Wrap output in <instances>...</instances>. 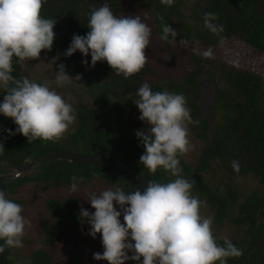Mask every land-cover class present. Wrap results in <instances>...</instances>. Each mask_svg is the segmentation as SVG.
Here are the masks:
<instances>
[{
    "label": "trees",
    "instance_id": "1",
    "mask_svg": "<svg viewBox=\"0 0 264 264\" xmlns=\"http://www.w3.org/2000/svg\"><path fill=\"white\" fill-rule=\"evenodd\" d=\"M106 0H46L41 9L45 18L57 20L54 32L56 37L53 46L58 54L75 65L82 66L92 77V87L97 101V108L80 103L76 110L77 129L75 132L58 141L37 139L29 143L23 134L7 136L0 133L5 150L0 155V175L10 174L31 160L36 161L45 155L71 151L90 157L110 158L152 177L156 182H168L176 177L163 168L155 173L145 168L140 156L145 149L140 141L122 129L119 123H110L114 117L123 116L127 108L138 109L133 103L137 99V89L148 82L154 91L175 90L187 98L193 119L198 125H190L196 137L204 143L199 164L194 172L189 166L183 167L181 175L193 182V195L204 201L214 213V223L223 225L227 219L242 231V236L231 240L243 255L229 258L228 264H264V191H256L240 200L237 180L253 176L264 185V77L256 65L264 61V0H175L171 6L160 0H146L141 9L153 17V25L161 39L163 26L171 25L175 30L181 29L182 39H188L193 52L192 72L186 74L180 82L162 78L149 57L145 67L137 74L124 78L117 75L106 61L97 62L91 67V56L77 51L71 57L63 53L69 47L74 35H86L89 13L93 8L102 6ZM117 16H124L125 0H107ZM184 9L190 12L186 14ZM215 13L223 31L218 35L210 32L204 25V14ZM177 39V38H176ZM162 40V39H161ZM173 59L175 44L169 34L167 41L162 40ZM237 46L240 50L235 49ZM225 48V49H224ZM223 49L226 54H223ZM243 49L253 60L247 67H241L239 53ZM211 51L210 58L204 52ZM87 59L89 64H82ZM256 61V62H255ZM21 63L13 60L12 75L21 78ZM205 81L214 84V111L219 113L217 122L205 118L200 104ZM3 93L0 101L4 99ZM139 110V109H138ZM216 115V114H215ZM112 116V117H110ZM214 126L213 136L210 139ZM17 125L12 118L0 115V128L15 130ZM240 165L239 172L232 167V161ZM217 169L224 176L222 186H214L206 180L205 173ZM73 175L84 177L80 188L91 184L104 183L112 187L120 186L126 192L135 191L140 186L113 176L108 169L101 166H84L69 161L54 160L20 179L1 187L8 198L15 199L21 191L30 185L44 189L62 187L69 189ZM85 200L70 196L66 199L49 198L45 208L58 224L59 232L47 228L48 244L52 247L59 233H67L66 221L75 227L84 224L78 219L81 206ZM238 209L237 215L231 212ZM216 237V236H215ZM217 238L219 244L223 240ZM3 243V241H0ZM10 248L4 252L5 264H13ZM19 264H56L52 254L39 250ZM218 264V262H217Z\"/></svg>",
    "mask_w": 264,
    "mask_h": 264
},
{
    "label": "clouds",
    "instance_id": "2",
    "mask_svg": "<svg viewBox=\"0 0 264 264\" xmlns=\"http://www.w3.org/2000/svg\"><path fill=\"white\" fill-rule=\"evenodd\" d=\"M160 2L171 6L175 0ZM44 3L46 0H0V93H6L0 101V115L12 118L17 125L15 130L0 128V133H7L4 139L23 134L29 143L37 139L58 141L77 119L73 105L52 87L53 83L63 86L81 80L79 74L71 76L64 63H59L54 81L41 83L12 75L14 58L23 63L53 48L57 20L41 15ZM214 21H218L215 13L204 14L205 27L218 35L223 25ZM88 28L86 35L73 36L64 56L71 57L77 51L84 57L90 54L91 67L106 61L124 78L139 73L147 64L145 49L151 44L152 29L140 15L117 16L106 0L89 13ZM169 34L177 43V31L165 24L161 39L167 41ZM179 44L188 47L189 40L181 39ZM203 55L210 58L212 52ZM57 60L59 56L49 64ZM81 62L89 64L87 59ZM136 96L133 103L139 109L138 118L147 125L136 131L145 149L140 162L152 173L163 168L176 178L168 182L150 179L135 191L126 192L117 185L88 193L85 199L95 211L82 205L78 219L90 225V236L100 234L104 250L94 253V259L109 264L130 260L137 264H228L229 258L242 256L243 250L227 237L223 244L217 242L213 218L201 214L205 202L193 195V182L181 175L180 157L194 147L189 125L199 124L191 115L187 98L166 89L154 91L148 82L137 89ZM4 150L0 140V155ZM232 167L239 172L237 161H232ZM84 179L73 175L68 190L77 193ZM23 213L22 205L0 190V254L6 248L23 247V237L31 226Z\"/></svg>",
    "mask_w": 264,
    "mask_h": 264
},
{
    "label": "rangeland",
    "instance_id": "3",
    "mask_svg": "<svg viewBox=\"0 0 264 264\" xmlns=\"http://www.w3.org/2000/svg\"><path fill=\"white\" fill-rule=\"evenodd\" d=\"M145 1L146 0H125V16L140 15L144 22L151 27V44L146 49L151 55L154 66L162 78L180 82L186 74L192 72L194 69V64L191 61V53L193 52V49L190 44L188 47H183L179 44L183 33L181 29H177V43L174 48L177 59H173L167 47L159 38L155 30L153 17L141 9V5ZM184 11L186 14H189L190 12L188 9H184ZM234 48L240 50L237 46ZM224 49L223 54H226V50ZM241 50V53L237 52L240 56L238 64L241 67H247L249 65L247 63H250L253 59L245 54L243 49ZM57 56H59V60H57L56 64H49L52 62V59ZM59 63H64L66 65V71L71 76L75 77L78 74L81 75V80H74L73 83L63 86H57L53 83L52 87L56 88V90L73 105L75 110L78 109L80 103H85L90 107L97 108L98 103L93 96L95 91L94 89L91 90L93 79L88 70L82 66L71 63L65 58H62L54 46L51 51L42 50L39 58L21 63V77L28 76L30 79L41 83L45 81H54L55 71H58ZM256 65H259L258 71H260V74L264 77V61ZM169 91L179 93L178 90ZM0 92H3V90H0ZM2 94L3 93H0V98ZM200 104L205 118L209 119L212 123L217 122L216 117H219V113L214 111L215 94L213 83L205 81ZM139 115L140 112L138 109L132 110L127 108L123 111V116L121 118L116 120V118L110 116L112 118L109 122L119 123V127L126 130L137 140L136 131L147 127V125H145V123L138 118ZM214 126L212 124L213 128L209 135L210 139L213 136ZM76 129L77 120L62 138H66L75 132ZM189 130L190 140L194 147L192 151L180 157V167L183 173V167L185 166H189L191 168V172H194L197 169L202 151L204 149V143L196 137L190 125ZM15 171L16 170L11 173H14ZM204 177L214 186H222V182L224 181V176L219 173L216 168L212 169L208 173H205ZM236 183L240 190V200L256 191H264V185L259 179L253 176L243 177L237 180ZM109 187L112 186L104 183L91 184L89 186L81 187L75 194L71 193L67 188L62 187L44 189L41 186L30 185L23 189L21 193L15 197V199L20 201L18 204L22 205L24 209L23 214L31 221V226L27 228L26 234L23 237V247L10 248L12 250L10 251V257L13 264H19L25 261L31 254L43 249L48 250L52 254L56 264H109L106 260L97 261L94 259L93 254L96 252L102 253L104 249L101 243L100 234H98L96 238H93L88 234V228L90 225H87V223H84L83 227H75L71 224V222L66 221L68 228L67 233H59L53 246L49 247L50 244H48L47 228H53L56 232H59L60 229L58 228L56 221L51 218L50 213L45 208V202L49 198L66 199L70 196H76L83 198L85 200V208L94 212L95 210L85 199L87 194L93 191L99 192ZM116 207L117 210H119V206L116 205ZM237 211L238 209L236 208L231 212V215H237ZM201 214L206 217H212L215 221L214 213L207 206L201 208ZM121 221L123 222V216L121 217ZM213 234L222 240H224V237L234 240L242 236V231L236 227L231 220L227 219L223 225L213 223ZM129 255H131V253H129ZM126 264H137V262L130 260L127 261Z\"/></svg>",
    "mask_w": 264,
    "mask_h": 264
},
{
    "label": "water",
    "instance_id": "4",
    "mask_svg": "<svg viewBox=\"0 0 264 264\" xmlns=\"http://www.w3.org/2000/svg\"><path fill=\"white\" fill-rule=\"evenodd\" d=\"M54 160H65L84 166H101L108 169L113 176L128 180L140 187L146 186L148 180H154L152 177L141 173L130 166L117 163L110 158L90 157L71 151H61L45 155L36 161L29 160L24 164V166L18 168L14 173L0 175V188L6 187L7 185L20 179L26 173H29L35 168ZM0 264H5L4 253L0 254Z\"/></svg>",
    "mask_w": 264,
    "mask_h": 264
}]
</instances>
